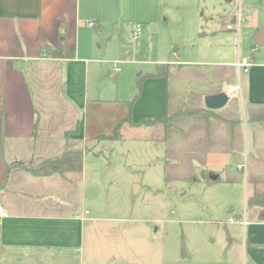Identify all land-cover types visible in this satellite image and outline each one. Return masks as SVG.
I'll use <instances>...</instances> for the list:
<instances>
[{"label":"crops","instance_id":"crops-1","mask_svg":"<svg viewBox=\"0 0 264 264\" xmlns=\"http://www.w3.org/2000/svg\"><path fill=\"white\" fill-rule=\"evenodd\" d=\"M140 2L0 0V204L8 213L0 221V246L40 247L49 252L82 246V238L73 240L77 233L73 236L71 228L88 219L89 210L84 211L88 166L93 181L105 179L102 170L110 165L106 157L88 148L89 139L99 141L106 134L91 125L89 106L99 112L105 102L125 104L120 120L113 122L116 126L127 116L136 91L114 95L112 77L103 66L112 61L97 60L94 50L90 57L82 56L79 28L95 22V28L117 30L122 22L133 34L134 27L141 25L145 37L137 48L147 44L151 24L158 22L160 14L183 29L173 36L168 33V38L170 45L185 44L186 54L155 65H168V77L147 76L156 68L141 74L145 79L133 106L134 125H124L121 141L159 144L158 165L167 186L221 184L217 205L230 215L224 223L238 226L233 235L235 230L245 233L243 252L249 258L243 256L241 264H264V221L246 207L249 196L264 190V55L241 56L240 44L243 35L255 40L264 29V0H238V13L235 6L225 5L234 0H151L152 7L145 9L138 6ZM215 4L227 14L214 21L201 7L210 6L212 13ZM229 24L235 29H227ZM63 47L74 56L53 58L44 53ZM243 57L253 62L248 73L237 67ZM114 79L119 94L121 77ZM221 92L229 95L228 104L220 110L208 109L206 98ZM182 109L198 112L176 117ZM165 116L174 118L168 125L146 127L150 128L147 135L140 133L141 120ZM90 152L96 159H89ZM74 153L83 159L82 168L73 164ZM102 162L105 165L98 166ZM241 201L243 209L234 214L233 206ZM230 218L238 221L231 223ZM136 250L142 252L134 247V254ZM112 253L119 256L120 246L113 247Z\"/></svg>","mask_w":264,"mask_h":264},{"label":"rangeland","instance_id":"rangeland-1","mask_svg":"<svg viewBox=\"0 0 264 264\" xmlns=\"http://www.w3.org/2000/svg\"><path fill=\"white\" fill-rule=\"evenodd\" d=\"M135 2L131 5L135 6ZM237 3L238 0H234L232 5H225L235 6L238 13L240 8L236 7ZM151 5V0H141L138 3L144 9L152 7ZM221 6H211L215 11L209 13L210 6L203 5L201 12L205 10L207 17L212 14L215 21L219 14H227ZM159 7L162 8V3ZM174 8L176 4L170 8L173 13ZM157 18L158 22L151 24L153 31L146 37L147 44L137 48L134 47L139 40H144V33L135 40L132 31L126 30L128 23L124 25L120 22L117 30L111 27L104 30L100 27L80 26L78 47L82 56L85 54L90 57L94 50L97 60L105 63L112 61L111 65L103 66L112 77L115 96H129L133 88L136 95L141 74L153 71L156 64L167 63L159 62L161 60H169L176 54L185 56L186 45L173 42L170 45L171 39L168 38L169 34L173 36L183 29L175 27L170 19L167 22L166 16L161 17L159 14ZM226 19L222 17L220 21L225 22ZM240 44L244 50L241 56H254L258 59L264 55V47H259L255 40L246 35H243ZM113 63H117L121 72L112 69ZM117 76L121 77L119 94L114 79ZM93 107L91 104L88 109L91 125L100 128L102 133L111 134L115 126L114 120H120L119 116L126 106L122 103L119 106L105 102L99 112ZM139 129L142 134L147 131L150 133V128L143 126ZM88 148L103 152L101 156L106 157L110 165L104 168L101 166L106 183L102 177L90 181L92 169L88 166L87 206L84 209L89 210L88 219L82 221L81 226L79 222L71 228L73 236L77 233L73 240L77 243L82 238V246L75 249L61 247L53 252L40 247L0 246V264H241L243 256L249 258V254L243 252L245 233L243 230H235L237 235H233V229L238 226L225 225L224 220L230 215L217 205V197L223 190H220L223 187L221 184L167 186L163 171L158 165L161 157L159 144L154 142H94L89 139ZM90 153L89 159H96ZM74 156L73 164L82 168L83 159L78 153H74ZM86 167L87 165L84 171ZM233 207L234 214L241 212L242 201L236 202ZM241 214L244 215V210ZM60 225L66 231V224ZM239 228L242 229V226ZM64 240L66 239H60ZM118 245L121 254L116 257L112 248ZM134 247L140 248L142 252L138 253L136 250L135 255ZM153 248L158 250L152 251ZM161 250H167V254H163Z\"/></svg>","mask_w":264,"mask_h":264},{"label":"trees","instance_id":"trees-1","mask_svg":"<svg viewBox=\"0 0 264 264\" xmlns=\"http://www.w3.org/2000/svg\"><path fill=\"white\" fill-rule=\"evenodd\" d=\"M63 40V39H62ZM44 53L50 57L53 58H59V57H63V58H71L74 56V52L66 47H63L62 49H55V48H50L47 49L46 51H44ZM157 71L154 74H150L147 76H165L168 77L169 75H171V73L168 72V65H157ZM144 76L141 77V80H139L137 82V94L135 95L134 99L130 102L129 105V112L127 114V116L120 121L114 128V130L112 131L111 134H102L99 137V141L102 140H110V141H121L123 139L122 136V128L124 127V125L128 124V125H134L133 123V106L135 105L136 101L140 98L141 93H142V86H143V82H144ZM198 111H187L185 109L180 110L175 116L179 117V116H183L186 114H195ZM173 117H169V116H165V117H158V118H146L141 120L140 125H143L145 127H150V126H155L157 124H165L168 125L169 122H171L170 120L173 119ZM95 155L97 156H101L103 152H99V151H93ZM213 176V175H210ZM196 179H199V176H195ZM246 207L248 209H252V210H256V214L258 217V220L260 221H264V190L260 191V190H256L251 196H249L247 198V202H246Z\"/></svg>","mask_w":264,"mask_h":264},{"label":"built area","instance_id":"built-area-1","mask_svg":"<svg viewBox=\"0 0 264 264\" xmlns=\"http://www.w3.org/2000/svg\"><path fill=\"white\" fill-rule=\"evenodd\" d=\"M243 22V19L241 18V16L239 17V22H238V31L240 32V27H241V24ZM88 26L90 27H95L96 26V23L95 22H89L88 23ZM227 29H230V30H233L235 29L234 25H227ZM142 34V29H141V26L140 25H137L134 27V30H133V36L135 39L139 38ZM117 63H113L114 65V68L116 71H120V68H118L116 66ZM253 66V62L248 58V57H243L241 59H239V61L237 62V67L242 70L244 73H248L250 72V69L252 68ZM8 216V213L7 211L5 210L4 206L2 204H0V221L4 218H6ZM238 220L234 219V218H230L229 219V222L233 223V222H237ZM240 221V220H239ZM240 222L246 224V221L245 220H241Z\"/></svg>","mask_w":264,"mask_h":264},{"label":"water","instance_id":"water-1","mask_svg":"<svg viewBox=\"0 0 264 264\" xmlns=\"http://www.w3.org/2000/svg\"><path fill=\"white\" fill-rule=\"evenodd\" d=\"M255 40L259 47L264 46V29L257 33ZM229 100V95L221 92L217 95L208 96L206 98V107L210 110H220L228 104Z\"/></svg>","mask_w":264,"mask_h":264}]
</instances>
